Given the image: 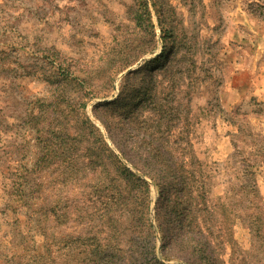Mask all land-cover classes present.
I'll return each mask as SVG.
<instances>
[{"label":"rangeland","instance_id":"374dc122","mask_svg":"<svg viewBox=\"0 0 264 264\" xmlns=\"http://www.w3.org/2000/svg\"><path fill=\"white\" fill-rule=\"evenodd\" d=\"M0 264H264V0H0Z\"/></svg>","mask_w":264,"mask_h":264},{"label":"trees","instance_id":"16d2710c","mask_svg":"<svg viewBox=\"0 0 264 264\" xmlns=\"http://www.w3.org/2000/svg\"><path fill=\"white\" fill-rule=\"evenodd\" d=\"M158 57L154 60L155 63L161 65V68H164L166 63H168V61L171 58V51H167L164 50L163 53L161 55H157ZM160 56V57H159ZM140 101L138 100L137 103H132V109H131V118L132 116L134 117L137 113V110L139 108V106L141 105L142 101L139 103ZM126 107H123L122 110H125ZM123 115V113H122ZM107 154H106V158H102L98 160V164L100 167H104L103 163L105 161V159H108L109 161L112 160L113 165H115V168L121 173L120 177H124L125 179L129 180L128 183V187H129V193H131V191L135 190V208H138L139 206H142L144 204V199L146 197H140V193L138 189L142 190V191H149V185L145 182V181H141L139 180L137 177L134 176V174L131 173V171H129L123 164L119 163L118 160L109 152V150H106ZM158 164H160V162H157ZM108 172V171H107ZM109 173V172H108ZM170 174V171L168 170V172ZM109 175V174H108ZM157 189H159L162 193H161V197L159 199V202L161 204H163L164 208L169 209V205L172 204V207H175L176 210L178 209L179 205H178V198L177 197V191H179L178 187L176 186V184H170L168 183L166 186L163 185H156L155 186ZM112 193L109 195V197H122V191L119 189V187H111L110 190ZM184 201V205L182 212L181 213H175V219L177 222H180L181 218L180 216H183L184 218L186 217V215L188 214V212L190 211V208H192V202L186 198L183 200ZM143 208H145V210L147 211V204L142 206ZM109 210V209H108ZM143 216V215H142ZM148 219V216H145ZM132 219H135V215L132 216ZM146 219V220H147ZM188 225L190 224V221L187 223ZM147 228L148 233H150L152 238H157L158 233L160 232V228L157 231H153L152 230V225L147 222ZM162 237H164V240H166L168 242V240L170 241V229H167V232H165V235L162 234ZM101 253H97L96 256H100L103 253V247H101ZM107 257L112 258V256L107 255ZM98 260H102L103 258H105V255L103 256V258L98 257ZM107 263H110V260L107 259L106 261Z\"/></svg>","mask_w":264,"mask_h":264},{"label":"bare ground","instance_id":"6f19581e","mask_svg":"<svg viewBox=\"0 0 264 264\" xmlns=\"http://www.w3.org/2000/svg\"><path fill=\"white\" fill-rule=\"evenodd\" d=\"M161 55V54H160Z\"/></svg>","mask_w":264,"mask_h":264}]
</instances>
